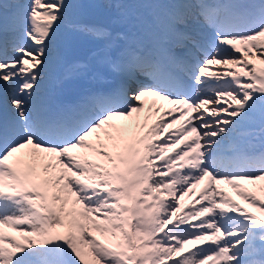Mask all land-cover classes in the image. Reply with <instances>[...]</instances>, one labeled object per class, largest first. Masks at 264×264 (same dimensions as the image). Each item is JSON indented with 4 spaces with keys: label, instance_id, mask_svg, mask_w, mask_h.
I'll return each mask as SVG.
<instances>
[{
    "label": "snow or ice",
    "instance_id": "snow-or-ice-1",
    "mask_svg": "<svg viewBox=\"0 0 264 264\" xmlns=\"http://www.w3.org/2000/svg\"><path fill=\"white\" fill-rule=\"evenodd\" d=\"M81 7L0 0V264H264V0ZM49 70L100 86L54 104Z\"/></svg>",
    "mask_w": 264,
    "mask_h": 264
},
{
    "label": "rangeland",
    "instance_id": "rangeland-1",
    "mask_svg": "<svg viewBox=\"0 0 264 264\" xmlns=\"http://www.w3.org/2000/svg\"><path fill=\"white\" fill-rule=\"evenodd\" d=\"M82 2L83 3H87V7H81L80 9H79V12H80V14H81V18L82 19H86V16H92V17H90V19H92V20H94V21H97L99 18L97 17L98 15H100V13H101V10L103 9V4L102 3H100V0H82ZM81 1H79V2H76V3H78V4H80L81 5V3H82ZM105 3H110V2H112V4H115L116 3V0H105L104 1ZM112 8V7H111ZM114 8V7H113ZM92 9V10H91ZM91 11V15L90 14H88L89 12ZM96 12L97 13V16H96V14H95V16H93V13L92 12ZM109 18H112L111 19V22H116L117 23V21L120 19V18H122L119 14H118V12H117V10L113 13V14H110V15H108V18L107 19H109ZM101 23H104V21H100ZM82 39H85V36H83V38ZM90 40V39H89ZM92 45V48L93 49H91L92 51L94 50V44H91ZM90 56H91V54H89ZM219 68V66H212L211 68H210V70H217ZM151 100V98H148V102ZM160 103V102H159ZM211 107V106H210ZM225 186H227V185H223L222 187H225ZM229 193H233L234 194V196H235V198L239 201V197L238 196H236V193L230 188V192ZM239 202H241V203H243V201H239ZM253 211H255L254 209H252Z\"/></svg>",
    "mask_w": 264,
    "mask_h": 264
},
{
    "label": "bare ground",
    "instance_id": "bare-ground-1",
    "mask_svg": "<svg viewBox=\"0 0 264 264\" xmlns=\"http://www.w3.org/2000/svg\"><path fill=\"white\" fill-rule=\"evenodd\" d=\"M77 56H78L79 58H82L80 51L76 52V54H75L74 57H77ZM152 100H153V99L151 98V100L149 101V104L152 103Z\"/></svg>",
    "mask_w": 264,
    "mask_h": 264
}]
</instances>
